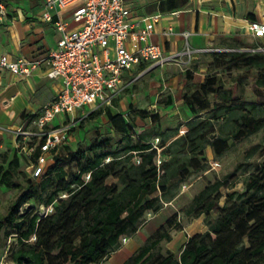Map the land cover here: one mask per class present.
<instances>
[{"label":"trees","instance_id":"obj_1","mask_svg":"<svg viewBox=\"0 0 264 264\" xmlns=\"http://www.w3.org/2000/svg\"><path fill=\"white\" fill-rule=\"evenodd\" d=\"M212 56L219 66L228 59L237 67L243 74L237 79L253 75L264 92V53ZM147 68L143 65L140 72ZM186 79L193 81L192 70ZM191 96L184 93L183 99L198 119L186 123L184 135L175 132L173 141L163 138L160 152L133 124L136 119L158 124L159 115L133 105L127 113L115 112L117 99L85 118L105 116L114 135L87 148L78 146L68 156L77 169L72 175L64 166L62 147L39 178L21 170L23 161L30 166L37 159L39 149L32 161L18 150L10 161L7 153L2 154L0 194L2 187L20 191L0 220L5 237L16 238L12 263L102 264L122 247L123 239L132 238L148 223V215L163 209L164 199L174 197V191L206 169L207 147L220 158L264 130V98L249 101L236 96L235 89L225 87L218 77H207L193 93L194 100ZM211 98L219 101L213 108ZM161 104L172 105V97ZM207 110L209 117L202 119L199 114ZM221 117L225 120L220 122ZM258 154L259 159L252 161ZM241 178L245 191H234ZM223 189L229 192L224 195ZM26 204L31 209L21 213ZM32 205L51 210L40 216ZM184 213L190 219L204 216L208 230L189 237L178 255L161 253L162 244L173 239L171 232L184 229L175 214L123 264H264V144L249 148L233 173L207 183Z\"/></svg>","mask_w":264,"mask_h":264},{"label":"built area","instance_id":"obj_2","mask_svg":"<svg viewBox=\"0 0 264 264\" xmlns=\"http://www.w3.org/2000/svg\"><path fill=\"white\" fill-rule=\"evenodd\" d=\"M42 8L41 20L53 24L61 34L56 47L43 59L12 60L8 55H0V69H7L15 76L29 77L46 64V76L62 81L57 95L29 121L36 130H28L26 125L15 130L20 155L32 161L40 150L29 166L35 178L54 164L53 153L68 142L80 121L101 107L112 106L134 85L144 73L139 72L140 67L149 64L165 67L186 56V53L168 55L154 44L152 37L159 16L134 20L125 0H45ZM68 9L72 20L80 24L75 29H69L62 16ZM7 14L6 4L0 2V25ZM250 29L264 36V25L260 23H252ZM173 34L171 28L163 32L164 36ZM183 36L188 39L190 33ZM187 53L191 58L193 53ZM62 116L64 121L55 124ZM156 142L158 138L152 143L160 152Z\"/></svg>","mask_w":264,"mask_h":264},{"label":"crops","instance_id":"obj_3","mask_svg":"<svg viewBox=\"0 0 264 264\" xmlns=\"http://www.w3.org/2000/svg\"><path fill=\"white\" fill-rule=\"evenodd\" d=\"M125 1L131 8L134 20L159 16L152 41L161 46L168 55L190 51L193 53L192 59H198L200 53H264V36H258L250 29L252 23L264 25V0ZM0 2H4L8 8V14L0 25V55H8L12 60L45 58L61 38L53 24L41 20L45 0ZM62 16L68 22L69 29L79 26L70 28L73 21L71 9L63 11ZM143 26L144 23L141 28ZM170 28L174 34L164 36L163 32ZM184 33H190L188 39L184 38ZM147 66L144 72L152 68L150 64ZM167 66L178 65L169 63L165 68H168ZM46 70L47 66L43 64L31 76L25 78L15 76L7 69H0V165L3 164L2 154L7 153L10 161L17 150L15 130L26 125L28 130L35 131L36 128L31 126L29 121L41 113L44 106L61 89L62 81L49 79ZM197 75H193V82L201 85L205 79L197 82ZM172 81L174 82V79ZM188 84L186 81L185 86ZM179 95L180 101L184 102V91L181 90ZM172 99L173 104L167 108L174 106L176 97ZM161 101L156 98L155 103L163 105ZM130 105L135 106V102H130L129 107ZM60 121H64L63 116L59 117L55 124ZM141 231L142 229L136 235ZM174 232L180 235L184 231L173 230L171 243L176 239ZM188 238L182 242L179 254ZM171 252L176 253L173 250Z\"/></svg>","mask_w":264,"mask_h":264},{"label":"rangeland","instance_id":"obj_4","mask_svg":"<svg viewBox=\"0 0 264 264\" xmlns=\"http://www.w3.org/2000/svg\"><path fill=\"white\" fill-rule=\"evenodd\" d=\"M77 25L80 24L72 21L70 23V28ZM178 58L177 62L179 63H175V65L178 66H171L172 68L169 66H167L168 68L152 66V68H149V70L139 77L134 86L126 90L124 95L119 98L120 103L117 105L116 109H114V111L118 113H127L129 110V103L134 101L135 106L139 109H148L154 113V115L158 114L160 117L158 124L152 123L150 119H136V121L133 122V124L137 126L139 133H146L150 136L152 141L158 138V142H156L157 145H159L163 138L170 137L169 142L173 141L175 139V137H173L175 132H178V137L184 135L187 131L186 123L198 119L195 112L191 110L186 103L180 101L179 92L181 90L184 91V93H188L189 96L192 95L191 100H194L193 93L200 86V84L193 81L185 86L187 81L185 75L189 68L193 70V75L198 74L197 82L207 77H218L222 79L225 87L235 89L236 96H242L249 101L264 98L263 89L257 87L255 84V77L249 74L245 81L240 78L237 79L238 76L241 77L240 75L243 74H240L237 67L229 62L228 59L223 62V65L219 66L212 56V53H200L198 59H192V57H189V53H186L185 58H182L183 62L181 61V57ZM137 73L138 71L136 72V76H138ZM172 79H174V82ZM169 97H176L175 104L171 108L160 105V103H155L156 98L159 101H166ZM218 102V100L211 98L210 107H215ZM85 110L87 113L90 112L88 108ZM79 113L80 110H78V115ZM199 115L202 119H207L210 114L207 110L201 112ZM223 120H225V118L221 117L220 122ZM109 135H114V132L105 116L91 121L86 119L80 121L78 126L72 131L68 142L62 146L60 151V154L64 157V166L69 175L75 173L77 169L75 163L72 162L68 156H71L78 146L81 145L83 148L90 147L95 140L102 139ZM261 143L264 144V130L250 137L248 140L234 145L228 153L220 158L215 156L211 147H207L205 158L208 161V166L206 169L201 173L194 174L185 185L174 191V197L171 198V196H168L167 199H164L163 209L157 215H148V223L141 228L142 231L140 234L132 238L123 239L122 247L111 256L116 255L111 260L108 259L109 261L107 260L104 264H122L128 256L133 254L145 243V238L154 233L159 226L165 224L166 221L175 214L178 216L184 228V232L180 235L174 232V236L176 237L174 243H163L160 252L165 254L167 251L173 250L176 252L175 254L178 255L182 242L189 236L204 233L208 230L204 216L198 219H190L186 217L184 213V210L191 204L194 196L197 195L207 183L213 182L217 178H225L228 174L233 173L237 166L243 162L247 150ZM258 157L259 154L256 155L252 161L258 160ZM21 170L25 171L29 177H31L32 174L30 173V167L27 161L22 162ZM222 191L224 195L229 192L228 189H223ZM234 191H245L242 178L237 181ZM19 194L20 191L8 189L7 187L1 188L0 220L7 214ZM224 202L225 199L222 200V204H224ZM30 209L31 205L26 204L22 208L21 213H25ZM47 210L48 209H46L44 205L34 206L35 213H38L40 216L45 215ZM215 216L216 215H214V217ZM15 247L16 238H6L5 230H0V264H13L11 255Z\"/></svg>","mask_w":264,"mask_h":264}]
</instances>
